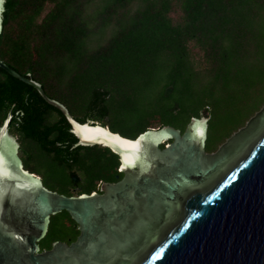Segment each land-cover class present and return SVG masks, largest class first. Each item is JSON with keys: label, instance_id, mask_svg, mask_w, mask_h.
Returning a JSON list of instances; mask_svg holds the SVG:
<instances>
[{"label": "trees", "instance_id": "trees-1", "mask_svg": "<svg viewBox=\"0 0 264 264\" xmlns=\"http://www.w3.org/2000/svg\"><path fill=\"white\" fill-rule=\"evenodd\" d=\"M0 60L76 122L123 138L165 126L183 132L205 117L211 153L264 106V0H4ZM8 118L23 169L46 189L89 195L122 178L116 154L78 144L58 109L0 68V127ZM78 234L62 211L39 249Z\"/></svg>", "mask_w": 264, "mask_h": 264}, {"label": "water", "instance_id": "water-1", "mask_svg": "<svg viewBox=\"0 0 264 264\" xmlns=\"http://www.w3.org/2000/svg\"><path fill=\"white\" fill-rule=\"evenodd\" d=\"M0 68L58 109L78 144L116 154L123 174L101 183L100 193L50 191L23 169L6 134L8 118L0 127V264H129L143 253L136 264H264V106L207 153L205 117L191 119L182 133L165 126L127 139L76 122L40 84L1 60ZM62 211L78 236L40 251L50 217Z\"/></svg>", "mask_w": 264, "mask_h": 264}, {"label": "rangeland", "instance_id": "rangeland-1", "mask_svg": "<svg viewBox=\"0 0 264 264\" xmlns=\"http://www.w3.org/2000/svg\"><path fill=\"white\" fill-rule=\"evenodd\" d=\"M192 53H193L194 57H196V58L199 57V54H198L197 49H194V48H193ZM170 93H171V92H170ZM207 142H208V138H207L206 143H207ZM47 164H48V163H47ZM35 165H37V166L40 168V170H42L43 172L46 171L48 179H50V180H52V181H56V180H54V178H53V176H52V173H51V172H48V171L46 170V163H45L43 160H38L37 163H35ZM50 176H51V177H50ZM54 176H57V175L55 174Z\"/></svg>", "mask_w": 264, "mask_h": 264}, {"label": "flooded vegetation", "instance_id": "flooded-vegetation-1", "mask_svg": "<svg viewBox=\"0 0 264 264\" xmlns=\"http://www.w3.org/2000/svg\"><path fill=\"white\" fill-rule=\"evenodd\" d=\"M182 133V132H181ZM6 134H7V136L9 137V138H12V140H14V142L17 144V155H18V147H19V145H18V143H17V140H16V138L15 137H13V136H11L10 134H9V132H8V126H7V129H6ZM171 142V140H167V141H164V142H162L160 145H159V147L160 148H163L164 146H165V144L166 143H170ZM217 150V149H216ZM215 150V151H216ZM215 151H213V152H215ZM213 152H211V153H213ZM208 153V152H207ZM19 157V156H18ZM20 159V158H19ZM21 161V160H20Z\"/></svg>", "mask_w": 264, "mask_h": 264}, {"label": "bare ground", "instance_id": "bare-ground-1", "mask_svg": "<svg viewBox=\"0 0 264 264\" xmlns=\"http://www.w3.org/2000/svg\"><path fill=\"white\" fill-rule=\"evenodd\" d=\"M101 129H102V128H101ZM103 130H105L106 132L109 133V131H108L106 128H104ZM118 137H119V136H118ZM120 138H121V137H120ZM122 139H123V138H122ZM161 139H163V138H161ZM161 139H160V141H162Z\"/></svg>", "mask_w": 264, "mask_h": 264}]
</instances>
